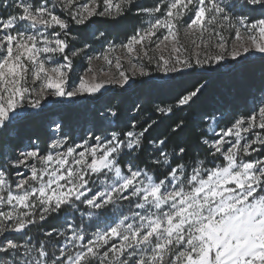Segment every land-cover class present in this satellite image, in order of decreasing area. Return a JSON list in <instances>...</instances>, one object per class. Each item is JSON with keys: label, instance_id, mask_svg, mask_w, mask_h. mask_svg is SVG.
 Returning a JSON list of instances; mask_svg holds the SVG:
<instances>
[{"label": "snow or ice", "instance_id": "6c2138e0", "mask_svg": "<svg viewBox=\"0 0 264 264\" xmlns=\"http://www.w3.org/2000/svg\"><path fill=\"white\" fill-rule=\"evenodd\" d=\"M0 264H264V0H0Z\"/></svg>", "mask_w": 264, "mask_h": 264}, {"label": "trees", "instance_id": "16d2710c", "mask_svg": "<svg viewBox=\"0 0 264 264\" xmlns=\"http://www.w3.org/2000/svg\"><path fill=\"white\" fill-rule=\"evenodd\" d=\"M212 81H213L212 84L213 91L222 90L227 86V81L223 77L213 76Z\"/></svg>", "mask_w": 264, "mask_h": 264}]
</instances>
